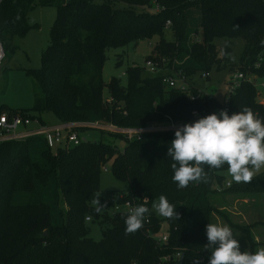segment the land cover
<instances>
[{"label": "trees", "instance_id": "1", "mask_svg": "<svg viewBox=\"0 0 264 264\" xmlns=\"http://www.w3.org/2000/svg\"><path fill=\"white\" fill-rule=\"evenodd\" d=\"M152 2L164 8L158 12L133 8ZM192 4L198 16H190ZM34 5L56 8L41 64L25 71L36 86L31 108L36 113L6 106H0V113L20 112L47 124L40 116L50 111L59 122L105 121L140 127L168 118L187 122L194 111L200 116L216 111L221 102L192 85L185 91L166 86L162 78L169 70L149 75L136 65L126 68L125 84L111 77L107 83L110 101L103 97L106 51L155 35L159 41L146 59L167 58L164 67L172 65L187 76L227 65L231 71L264 76V61L253 66L264 35V0H1L2 49L7 39L25 33L27 14ZM166 29L172 30V41L164 39ZM237 37L244 46L237 60L229 63L231 47H218L213 40L230 42ZM228 102L231 112L246 107L264 122V106L256 102L255 89L246 80ZM172 138L169 130L147 132L125 140L122 151L101 139H85L56 153L38 134L0 141V264H103L99 259L104 255L109 264H173L163 256L175 252L183 254L181 264H207L204 228L212 214L220 213L210 196L216 194L213 184H221L218 172L226 166L209 169L204 165L205 179L177 188L165 156ZM106 162L117 179L127 182L126 190H99ZM232 189L243 194L264 192V171L247 183L230 182L224 191ZM161 195L176 206V217L154 214L151 205ZM125 199L149 208L142 227L132 233L124 232L125 213L99 214L93 205ZM86 216L106 223L100 241L88 237ZM162 224L167 226L168 240L158 244L148 233L161 230ZM239 229L252 245L247 229Z\"/></svg>", "mask_w": 264, "mask_h": 264}, {"label": "rangeland", "instance_id": "2", "mask_svg": "<svg viewBox=\"0 0 264 264\" xmlns=\"http://www.w3.org/2000/svg\"><path fill=\"white\" fill-rule=\"evenodd\" d=\"M116 5L122 6L121 3ZM123 5L129 6V4ZM149 6H151V4ZM144 7L145 6H133V8L138 11L144 10ZM189 8L188 10H191L190 16H198L195 4L190 5ZM55 14L56 8L53 5H34L27 14L28 27L25 33L7 39V45L3 48L4 55L0 63V106H6L14 110L24 109L27 110L30 115L36 113L31 110L34 104L36 86L25 71L26 69H37L40 66L41 52L48 45L49 31L55 19ZM193 35L194 33L191 36L194 37ZM163 37L167 41H172L174 39L172 30H164ZM158 41L159 37L155 35L148 39L138 40L136 43H130L125 47L106 51L107 58L102 67L104 98L108 96L107 83L111 77H115L119 79L122 84H125V70L128 66L136 65L146 68L145 60L150 56L153 46ZM213 42L218 47L223 45L231 47V53L229 54L230 60H228L229 63L237 60L244 46V40L241 37L233 38L230 42L224 38H215ZM145 68L143 70L144 73L149 75L153 74ZM163 71L158 72L161 73ZM231 75L232 71L229 69L228 65L222 70H216L212 67L208 72V78L200 71L188 74L187 84L222 101L223 95L227 90V82ZM40 117L47 122V124L57 123V118L50 111L41 113ZM86 122H88L86 126H82L86 129L80 127V134L85 137V139H101L106 143L116 146L119 151L123 150L125 145V140L123 138L108 132L103 126L94 127L89 124L91 122ZM101 122L106 123L105 121ZM35 126V122H30L28 128H33ZM22 129L23 127L21 126L17 127V131H21ZM263 171L264 167L259 171H254L253 176ZM218 174L222 179L221 186H224L227 181L234 182L228 175L226 169L220 170ZM215 185H217V183L213 184V186ZM127 188L128 184L126 181H121L113 175L110 162L104 163V169L101 170L99 175V190L121 191ZM233 189L216 192V194L210 196L214 205L220 210V213L211 215L210 223L221 226L227 225L238 240L240 250L249 251L248 245L250 242L247 240L246 234L239 228L245 227L249 233L251 230H254L258 232L255 234L259 239H264V192H248L243 194L241 192L236 193ZM93 205L97 210L100 204L93 203ZM97 212L102 214L104 211L99 208ZM106 212L110 214L109 210ZM84 225L88 229L87 235L91 240L100 241L102 239L101 230L106 223H102L99 218L92 216L90 221L84 222ZM163 228H165V224H162L161 230H163ZM99 260L103 264H109V257L107 255L102 256Z\"/></svg>", "mask_w": 264, "mask_h": 264}, {"label": "clouds", "instance_id": "3", "mask_svg": "<svg viewBox=\"0 0 264 264\" xmlns=\"http://www.w3.org/2000/svg\"><path fill=\"white\" fill-rule=\"evenodd\" d=\"M165 156L171 162V180L177 188L205 179L204 165L209 169L226 166L232 181L247 183L254 171L264 167V122L246 107L232 113L223 109L210 112L176 127ZM175 207L163 195L151 205L152 211L164 218L176 217ZM147 213L145 203L131 208L124 215V232L141 228ZM204 233L207 264H264V249L241 251L227 225L207 222Z\"/></svg>", "mask_w": 264, "mask_h": 264}, {"label": "built area", "instance_id": "4", "mask_svg": "<svg viewBox=\"0 0 264 264\" xmlns=\"http://www.w3.org/2000/svg\"><path fill=\"white\" fill-rule=\"evenodd\" d=\"M1 1V0H0ZM143 8L145 11L158 12L162 10L164 7L160 6L156 2H152L151 6L144 5ZM170 24L169 20L166 21V27ZM198 40V39H197ZM0 63L3 58L4 52L0 43ZM264 61V35L262 38V46L257 55V60L253 64L254 67H259L260 64ZM168 59L161 58L158 61L153 59H146L145 66L146 70L151 71L152 73H156L160 70H169L171 73L167 74L162 78V82L172 88H176L181 91H185L189 88V84H187V75L182 72L180 69H175L173 66L164 67L167 65ZM174 64L178 62L173 60ZM205 76H208V73L203 72ZM246 80L250 83L255 89V99L258 104L264 106V76H258L253 72H241V71H232V75L230 76L229 81L227 82V90L225 91L222 101H220V105L216 111L221 109L227 111L228 113H232L229 107V98L235 92V90L239 87L240 83ZM192 99L195 96H191ZM107 101H110V97L105 98ZM193 119L187 121L191 122L192 120L200 117L197 112H193ZM30 122H35L36 126L33 128H28ZM88 122H75V121H67V122H57L56 124H42L37 117H29L26 115H22L20 112H15L12 114H7L5 112L0 113V141L9 140V139H17L30 135H42L45 139L47 147L52 152H57L59 149H68L72 146L78 145L81 141H83V137L80 134V127L86 126ZM185 122H177L173 121L170 118L160 122L149 123L145 126L140 127H122L117 125H112L110 123H103L101 121H93L89 123L94 127H102L105 128L108 132L121 135L122 138L126 141H131L134 139L140 138L144 133L151 131H162L169 130L172 131L182 125ZM23 127L21 131H17V127ZM102 169H104V164L102 165ZM230 186V182H225L224 186L221 184H217L214 186L216 192H222L224 189ZM135 207L132 200L125 199L120 203H115L111 205H106V203H101L99 208L103 211L109 210L110 213H127L131 208ZM85 221H90V217L86 216ZM145 222H148V219H145ZM153 239H155L156 243L161 244L165 243L168 240V231L167 226L163 230H159L157 232L148 233ZM181 253L175 252L170 255L163 256V260L171 261L173 264H179V258Z\"/></svg>", "mask_w": 264, "mask_h": 264}, {"label": "crops", "instance_id": "5", "mask_svg": "<svg viewBox=\"0 0 264 264\" xmlns=\"http://www.w3.org/2000/svg\"><path fill=\"white\" fill-rule=\"evenodd\" d=\"M56 122H59V121L57 120ZM255 233H258V232L254 231V230H251V232H250V235H251L252 240H253V242H252L253 244L248 245L249 252H251V251L255 252L261 248L264 249V239H259V237H257V235Z\"/></svg>", "mask_w": 264, "mask_h": 264}, {"label": "water", "instance_id": "6", "mask_svg": "<svg viewBox=\"0 0 264 264\" xmlns=\"http://www.w3.org/2000/svg\"><path fill=\"white\" fill-rule=\"evenodd\" d=\"M83 140H85V138H83ZM44 234H46V232H44ZM182 257H183V254L181 253L180 258H179V264H181L182 262Z\"/></svg>", "mask_w": 264, "mask_h": 264}, {"label": "bare ground", "instance_id": "7", "mask_svg": "<svg viewBox=\"0 0 264 264\" xmlns=\"http://www.w3.org/2000/svg\"><path fill=\"white\" fill-rule=\"evenodd\" d=\"M1 53V52H0Z\"/></svg>", "mask_w": 264, "mask_h": 264}]
</instances>
